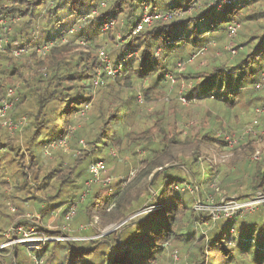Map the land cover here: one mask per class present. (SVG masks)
Segmentation results:
<instances>
[{
	"label": "trees",
	"instance_id": "obj_1",
	"mask_svg": "<svg viewBox=\"0 0 264 264\" xmlns=\"http://www.w3.org/2000/svg\"><path fill=\"white\" fill-rule=\"evenodd\" d=\"M146 6L171 17L138 31ZM2 19L11 29L7 32L0 24V38L7 39L0 48V106L6 91L19 84V101L10 117H26L28 125L14 134L0 125V244L7 242L18 221L30 228L33 219L24 218L35 209L42 219L39 232L46 230L44 222L63 227L69 204L87 191L86 168L94 161L105 163L116 151L124 155L120 173L125 178L117 175L109 184L113 195L106 199L100 186L90 190L69 221L74 229L96 218L102 227L122 225L106 241L115 255L105 251L100 264H170L166 249L179 251L181 264H239L235 247L228 246L234 237L226 238L195 207L198 201L207 206L209 196L218 202L223 196L264 194V136L237 141L221 180L207 152H224L225 137L245 124L260 120L264 126V114H254L264 108V0H0ZM226 39L230 49L221 43ZM49 42L53 44L47 54L40 55L37 49ZM101 50L120 67L116 75L104 70ZM131 54L135 56L126 62ZM195 56L206 60L204 68L178 70V62L188 63ZM168 74L190 86L183 95L192 107L183 109L173 100L170 108L150 112L166 90ZM212 96L215 101H210ZM84 107L89 111L82 115ZM67 136L72 152L45 153L49 144ZM201 163L207 174L202 181ZM83 164L87 166L80 169ZM132 169L135 178L127 183ZM172 169H186L192 178H172ZM190 178L197 182L200 198L174 189L191 184ZM202 185L207 186L205 193ZM152 189L160 208L125 227L135 211L145 209L150 200L156 204ZM4 200L18 207L17 212L10 213ZM155 216L163 222L150 229L144 223ZM207 222L213 228L199 232L197 227ZM100 242L49 241L36 253L52 264L60 256L55 247L67 244L63 264H76L94 254ZM213 247L219 262L209 256ZM244 258L249 262L247 254Z\"/></svg>",
	"mask_w": 264,
	"mask_h": 264
},
{
	"label": "rangeland",
	"instance_id": "obj_2",
	"mask_svg": "<svg viewBox=\"0 0 264 264\" xmlns=\"http://www.w3.org/2000/svg\"><path fill=\"white\" fill-rule=\"evenodd\" d=\"M149 7V6H148ZM149 10H151V8L149 7ZM206 37H209L213 39L212 34H210L209 32L206 33ZM82 43V42H80ZM222 44H224V47H227L228 49H230V44H229V40L226 39L225 41L221 42ZM0 46L1 49H3L4 45L3 42H0ZM44 46V45H42ZM40 46V47H42ZM226 48V50H228ZM105 52V51H104ZM106 53V52H105ZM47 54V53H46ZM45 54V55H46ZM219 55V53H217ZM42 55V56H45ZM135 56V54H131L128 56L127 59H125V61L127 62L129 60L130 57ZM111 58V57H110ZM111 60V59H110ZM206 62L205 59H203L200 56H195L193 57V60L189 61L188 63L185 64V67L181 70H179L180 72L182 71H187L190 69H202L204 67L203 66V62ZM204 65L207 64V62ZM112 66H109V68L111 70H113L115 73L119 71L118 66L113 65V62L111 61ZM179 63V62H178ZM178 68V67H177ZM105 70V68H104ZM109 70V69H107ZM106 71V70H105ZM107 73V71H106ZM108 74V73H107ZM110 75V74H108ZM116 75V74H115ZM171 75V74H170ZM114 76V75H111ZM174 78V77H173ZM180 81H178L177 79H171V80H166L165 81V85H166V90L163 89V94L162 96H159L158 99L159 101L157 103H155L154 105H151L149 107V111L152 112L154 110H160L162 108H170L172 105L173 100H176L179 107H182L183 109H188L190 107H192V105H190L191 103L188 101L187 102V98L184 97L183 93H185L187 91V88L190 86L188 84H186L185 80L183 82H181V84H179ZM96 84H97V80H96ZM98 86H102L103 84L100 82L97 84ZM19 84H17L16 86H12L10 88H15L17 87V90L19 88ZM160 90V89H159ZM7 92V91H6ZM158 95V94H157ZM175 97V98H174ZM4 98V97H3ZM140 102H143V97L140 98L138 96ZM186 102H185V101ZM216 98L215 96H212L210 101H215ZM19 101V97L18 100L15 102V104ZM174 103V102H173ZM14 104V105H15ZM175 104V103H174ZM211 106L213 105V102L210 104ZM85 108V107H84ZM89 107H86L83 111L84 115L85 113H87L89 110ZM255 114V112H254ZM264 114V113H262ZM258 115V114H257ZM244 116L247 117L246 114H244ZM253 114H250L248 117H252ZM9 118H10V112H9ZM24 118L23 116L19 117L18 119H13L16 123L21 119ZM254 121V120H253ZM143 123V122H142ZM141 123V124H142ZM23 123H21L18 129L15 130H10L8 125H5L4 122L0 123V125L5 128L8 129V131L10 133H16V132H21L23 131V129L28 125V119H26V123L22 126ZM262 123L260 122V120H255L254 123H252L251 125L256 127H260ZM248 124H245L243 126H241L240 128L236 129L234 132L236 133V131L238 130H243L244 127L248 126ZM74 130V128H71L70 131ZM236 135V134H235ZM69 136H67L65 139L57 141L56 142V146L52 149H49V153L51 154L52 150H58V149H62L63 152L66 153H70L72 151H70L69 146H68V140H69ZM82 144H84L83 141H81ZM234 150H235V146L233 148L232 152H229L227 150H225L224 152H217L214 150H209L208 152V158L211 160L212 165L216 168L219 169L218 172V180L220 178L221 180V176L222 173L225 170L228 171V168H225V166L228 164V162L230 161V159L233 157L234 154ZM59 152V151H58ZM45 153H46V149H45ZM48 153V155H50ZM80 153V152H79ZM47 154V153H46ZM136 154L138 156H142V152L139 150L136 152ZM111 159H107V161L104 163L105 165V170L101 173L100 176V181L97 183H94L93 186L91 187V191H94V189L98 188L100 186V194L101 197L103 199H106L110 196L113 195V192L109 189V184L114 183V181L117 180V175L122 176L123 178H125L124 174H121V168H122V164L124 163V155H120L117 154L116 151H111ZM137 157V156H136ZM139 157V158H140ZM133 155H131L130 157L127 158L128 161H132L133 159ZM97 162V161H94ZM92 164V163H91ZM204 163H201L202 165V175H201V171H200V176H198V179L202 181L201 177H205L206 174V170L203 167ZM131 168L133 167V162H131ZM85 166H87L86 164H83L81 166L80 169H85ZM87 175L90 178V167H87ZM116 170L119 173L118 174H113L112 171ZM221 171V172H220ZM112 173V174H111ZM111 174V175H110ZM136 175V170L132 169L131 172L129 173L128 177H127V183L130 182L131 180H133ZM170 176L173 177H177L179 179H187V176H189V171L186 169L180 170V169H172V171H170ZM191 177V175L189 176ZM86 175H80V179H86ZM192 178V177H191ZM190 178V179H191ZM152 179V178H151ZM150 179V182L152 181ZM80 181V180H79ZM81 182V181H80ZM216 182L218 183V181L216 180ZM191 184L185 183L182 186H174V189H176L177 191H183L185 193H192L194 192L197 197L200 198L201 194H200V188L199 186L196 184L197 182L193 179H191L190 181ZM205 184V183H204ZM202 193H205L206 191V185H202ZM86 189L88 190V186H87V182H86ZM157 189V188H156ZM220 192V191H219ZM244 193H247V191H245ZM243 193V194H244ZM234 193H232V191L228 192V195L232 196ZM151 196L153 198H155L157 200V193L154 189L151 190ZM251 197L249 198H242L243 196H232L231 198L227 197V196H223L220 198V200L218 202L216 201H211L213 198L209 196V202H207V206L202 205V203L200 201H198V206L195 207L197 210H201V211H205V215L209 216L212 218V222L216 223L217 226V231H224L226 233V238H231L234 237V241H230L228 242V246L230 248L235 247V253H237L238 258L240 259L239 264H251L249 263L250 261H252V259L254 258V263L253 264H264V205H260L259 208L256 211H252L249 208H244V209H240L239 212L233 214L232 216L229 215L227 216L226 213L223 210V207H229V206H233L234 204L237 205L241 202H249L252 197L253 194L250 195ZM208 197V196H207ZM151 198H149L150 200ZM228 200V201H227ZM249 200V201H246ZM6 205L9 206L10 209V213H15L17 212V208L16 206H14L13 204H11L8 200H4ZM159 202V200H157L155 205L153 204V200H150V202L147 204V207L145 209H141V210H137L133 213L132 216H130L128 219H126L125 223L126 226L128 227L130 226L129 224L132 222H137L139 220L145 219L146 217H148L149 214L155 212L157 209H159V205H157V203ZM218 204V205H217ZM80 207V206H79ZM222 208V209H220ZM34 211V215H38V212H36L37 210H33ZM216 213L217 215H219V217H215L213 213ZM136 213V214H135ZM225 213V215L223 214ZM240 213V215L236 218V219H230L233 218L236 214ZM29 214V213H28ZM32 217V216H31ZM23 218V217H22ZM33 221L37 220L36 217L32 218ZM41 219V216L40 218ZM21 220V219H18ZM24 221L26 222H30L32 220H30L29 218H24ZM38 221V220H37ZM67 221V220H66ZM98 222L97 225H94L93 222ZM39 222V221H38ZM92 223H85L82 225H86L89 226L90 228H93V230L95 229V233H91L92 230H88L86 229L90 234L88 235H84L83 234V230L80 231V227L82 225H80L78 228L74 229L72 226L69 225V221H67L63 227L58 228L56 226V223L54 222H44L43 224L46 225V231H43L46 233V235L51 236L52 239L54 241H57L56 239L60 240L61 238H65L62 234L61 231L66 230L68 232H71V236L73 238L77 239L75 241H82L85 239H90V240H94L96 239V241H102L98 244V248L96 249V252L92 255H85L83 258H80L78 260V262L76 264H100L101 260H102V254L108 250V252H110L111 254H114V250L112 249V246L106 242L107 238L109 237V235L112 234V232H115V224H109L105 227L101 226L100 221L98 220V218L94 219ZM163 222V219L160 216H155L154 218L146 221L144 224L150 228V229H156L159 227V225H161ZM128 223V224H127ZM17 225H20V222H17ZM16 225V226H17ZM231 226H233L232 228H234V232H232V228ZM32 226H30L31 228ZM38 228V227H37ZM124 227H122L121 230L119 231H123ZM213 228L212 223L208 224V222L202 226H198L197 229L199 230V232L202 233H206L207 231H209L210 229ZM24 231H17V236H24L23 233H27L29 234V230L28 229H23ZM48 230H52L54 231H58L60 235H56L54 233H49ZM236 230V231H235ZM26 231V232H25ZM103 231H105V233H110V234H105L104 236H102ZM39 232V231H38ZM86 232V231H85ZM127 235V234H125ZM32 235H28V237H30ZM237 236V238H236ZM34 238H45L44 236L40 235V234H35V236H33ZM126 237V236H125ZM8 238L6 243L0 244V264H36V256L37 253L36 251L40 250L39 248H42L44 246L43 243H38V242H29L25 243V244H18L13 241V236L11 235V233H8L6 235V239ZM31 239V238H29ZM28 239V240H29ZM44 240V239H43ZM67 240V239H66ZM73 240V239H72ZM71 241V240H69ZM13 243L10 245V243ZM236 242V243H235ZM16 244V245H15ZM238 244V245H237ZM67 244H58L55 248L57 250L60 251V256L58 258V260H56V262L52 263V264H63L64 262V255H65V250H63V248H65ZM95 246V245H94ZM166 259H170V264H181V256H180V252L179 251H175L172 252L171 250L168 253V250L166 249ZM242 252H246L247 256L249 257V262L246 261L245 255H241ZM183 253V252H182ZM109 255V257H111ZM115 255V254H114ZM144 257H146V254L143 255ZM209 256L210 258L212 257H216L217 261L219 262V255L217 254V249L213 247V249L211 251H209ZM244 259V262H242L241 260ZM45 264V263H44ZM222 264H225V261L222 262Z\"/></svg>",
	"mask_w": 264,
	"mask_h": 264
},
{
	"label": "built area",
	"instance_id": "obj_3",
	"mask_svg": "<svg viewBox=\"0 0 264 264\" xmlns=\"http://www.w3.org/2000/svg\"><path fill=\"white\" fill-rule=\"evenodd\" d=\"M170 17H171L170 13H164V14H162V13H153V12H151L149 10V7L146 6L145 9H144L142 21L138 25L137 30L140 31L145 26H150L156 20L168 19ZM0 24L4 27L5 31H7V32L10 31L11 28L8 26L6 20L2 19L0 21ZM110 26H111V24H110ZM232 30H233V33H235L236 28L232 27ZM1 41L3 42V44L7 43V39L6 38L5 39L4 38H0V42ZM52 44H53L52 42H49L48 44H45L44 46L39 47L37 49L39 54L40 55H45L48 52V50L50 49V47L52 46ZM0 48H1V46H0ZM14 53L16 55H19L20 51L19 50H15ZM100 58L102 60V65L104 66V68L107 71V73L110 74V75H115L117 72L115 73L113 70H111L109 68V66H112V63H111V60L108 57V55L104 52V50L100 51ZM192 60H193V58L191 59V61ZM185 64L186 63L179 62L178 66H177L178 70L183 69L185 67ZM107 69H109V70H107ZM166 77L168 78V80L174 79L173 76L170 75V74H168ZM100 82L103 83V81L101 79H98L97 80V84L100 83ZM139 97L142 98L141 95ZM17 100H18L17 87L9 88L7 90L4 98L2 99L1 106H0V123L4 122L5 125H8L10 127L9 128L10 130L18 129L19 127H17V126H20L21 123H23L22 124V126H23L26 123V119H27L26 117L21 118L16 123L11 117L9 118V112L14 107V104H15V102ZM187 102H188V100H187ZM262 112H263V109H261V108L256 109V113L260 114ZM254 127L255 126H253V125H248V126L244 127L243 130L239 131L240 135H237L236 133L227 135L225 137V140L228 142L226 150L229 151V152H232L234 146L237 143V141L240 140V139H243L248 134H257V133L264 134V128L258 129V128H254ZM55 146H56V142H53V143L49 144L48 148L46 149V153H48L49 149H51V148L53 149ZM258 157H259V152H257L253 156L254 159H257ZM104 170H105V165L101 161L93 162L90 165V178L87 181L88 190L82 195L80 200L73 201V202H71L69 204V211H68V213L66 215V220L67 221L72 220V218L74 217V215H75V213H76V211H77V209L79 207V203L84 201L85 196L90 192L92 185L94 183H97V182L100 181L101 173ZM211 201H214V200L212 199ZM246 201H249V200H246ZM260 205H264V194L262 192H255L253 194L252 199L249 202H241V203H239L237 205L234 204L233 206H229V207H225L224 206L222 211H224L227 216H229V215L232 216L233 214L239 212L240 209H244V208H249L252 211H256L259 208ZM220 209H222V208H220ZM198 211H200L202 214L205 213V211H201L199 209H198ZM225 213H223V214L225 215ZM213 214H214L215 217H217V216L219 217V215H217L215 212ZM33 217H36L39 222L37 220L31 222V226L32 227L28 228L29 234L23 233L24 236L23 235L22 236H17L16 235L17 231L20 232V231H24L23 229H27V228H25L24 226H21V225H17L16 224L17 226L15 225L11 229V231L9 233H11V235L13 236V241L12 242H15V243H18V244H25V243H28V241L31 242V243L38 242V243H43L44 246H45V244L47 242L54 241L52 239V237L46 235V233L38 232L39 228H37V227H39V225L42 224V219H39L40 218L39 214L38 215L28 214L26 216V218H29V219H32ZM18 222H20V221H18ZM97 223H98L97 221L95 223L93 222L94 225H97ZM121 226L122 225L115 226V230H117ZM89 228H90L89 226L86 227V225H82L80 227V231L86 230V229H89ZM232 232H234V229L232 230ZM35 234H40V235L44 236L45 238H38V237L34 238L33 236H35ZM105 234H106L105 231H103L102 236H104ZM107 234H110V233H107ZM28 235H32V236L28 237ZM64 237H66L67 240L65 238H61L60 240L56 239V240L57 241H63V240H65V241H69V240L75 241L77 239V237L76 238H73V237H70V236L69 237L68 236H64ZM29 238H31V239H29ZM85 240H90V239H85ZM85 240H82V241H85ZM12 242L10 243V245L13 244ZM44 246L42 248H44ZM42 248H39V249L41 250ZM35 260H36V264H44V260L42 258H39L38 256H36Z\"/></svg>",
	"mask_w": 264,
	"mask_h": 264
},
{
	"label": "crops",
	"instance_id": "obj_4",
	"mask_svg": "<svg viewBox=\"0 0 264 264\" xmlns=\"http://www.w3.org/2000/svg\"><path fill=\"white\" fill-rule=\"evenodd\" d=\"M259 108H261V107H259ZM259 108H257V109H259ZM261 109H263V112L262 113H264V108H261ZM254 112H255V114L257 115L258 113H256V109L254 110ZM262 113H260V114H262ZM260 114H258L257 116H259ZM254 123V122H253ZM249 125H251V124H249ZM256 128H258V129H262V128H264V126L261 124L260 125V127H256ZM239 131L240 130H238V131H236V134L237 135H240L239 134ZM235 132H232L231 134H234ZM248 135H253V137H259V136H264V134H261V133H257V134H248ZM248 135H246L243 139H245ZM242 139V140H243ZM254 159V158H253Z\"/></svg>",
	"mask_w": 264,
	"mask_h": 264
},
{
	"label": "water",
	"instance_id": "obj_5",
	"mask_svg": "<svg viewBox=\"0 0 264 264\" xmlns=\"http://www.w3.org/2000/svg\"><path fill=\"white\" fill-rule=\"evenodd\" d=\"M154 177H155V175H154ZM154 177H153V178H154ZM151 180H153V179H151ZM150 183H152V181H151Z\"/></svg>",
	"mask_w": 264,
	"mask_h": 264
}]
</instances>
